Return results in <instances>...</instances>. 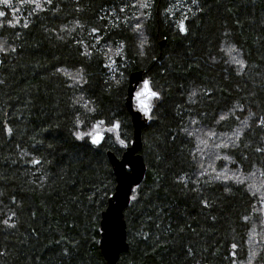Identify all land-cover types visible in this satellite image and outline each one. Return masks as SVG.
<instances>
[{
  "label": "trees",
  "instance_id": "obj_1",
  "mask_svg": "<svg viewBox=\"0 0 264 264\" xmlns=\"http://www.w3.org/2000/svg\"><path fill=\"white\" fill-rule=\"evenodd\" d=\"M144 3H0V264H107L100 220L117 184L107 152L133 141L138 69L147 171L116 264L246 259L264 222V0ZM145 81L159 94L142 100L147 114Z\"/></svg>",
  "mask_w": 264,
  "mask_h": 264
},
{
  "label": "water",
  "instance_id": "obj_2",
  "mask_svg": "<svg viewBox=\"0 0 264 264\" xmlns=\"http://www.w3.org/2000/svg\"><path fill=\"white\" fill-rule=\"evenodd\" d=\"M144 79L143 69L130 73L126 105L134 126L133 141L121 156L116 155L113 150L107 152L117 180L115 191L109 197L108 205L102 211L100 220L102 230L100 249L107 264H116L121 253L129 249L124 211L130 204L134 188L143 181L147 171V165L140 150L143 147L142 130L147 126L148 118L134 106L136 89Z\"/></svg>",
  "mask_w": 264,
  "mask_h": 264
},
{
  "label": "rangeland",
  "instance_id": "obj_3",
  "mask_svg": "<svg viewBox=\"0 0 264 264\" xmlns=\"http://www.w3.org/2000/svg\"><path fill=\"white\" fill-rule=\"evenodd\" d=\"M0 43L3 45L5 44L4 40L0 38ZM80 75V72H74L73 76ZM144 83L141 85L143 86ZM140 86V88H141ZM141 92H138L140 94ZM137 94V92H136ZM146 94L140 96L139 101L145 100ZM250 238H249V251L247 254L246 259L242 264H262L261 262V251L264 242V222L260 226H255L250 231Z\"/></svg>",
  "mask_w": 264,
  "mask_h": 264
},
{
  "label": "snow or ice",
  "instance_id": "obj_4",
  "mask_svg": "<svg viewBox=\"0 0 264 264\" xmlns=\"http://www.w3.org/2000/svg\"><path fill=\"white\" fill-rule=\"evenodd\" d=\"M29 2H32V0H29ZM48 2L50 3L51 0H48ZM194 2H195V0H194ZM0 3H3V4L6 5V6H11V0H0ZM147 6H148V4H147V0H145V3L142 4L141 7H147ZM5 15H6V13H5L4 11H0V17H4ZM17 22H18V21H17ZM13 26H14V25H13ZM24 26L27 27V24H25ZM136 27L138 28L139 26L137 25ZM180 27H181V31H185V28H184V25H183V24H181ZM93 31L95 32L96 30L94 29ZM141 47H143V42H142V44H141ZM14 50H15V49H13V51H14ZM3 51H5V49H4V47H3V44L0 43V52H3ZM233 51H234V49H233ZM234 62L240 64L241 67H243V61H241V60H235ZM144 88H145V90H147V93H145V92H141L140 94H138L137 99H140V96H143V95H145V94H147L149 97H158L159 94H158L157 92L151 91V90L149 89V85H148V82H147V81H145ZM141 103H142V108H143V110H144L145 113L147 114V112H148V105H147L146 103H144L143 101H142ZM222 118H223V117H222ZM101 123H102V122H101ZM260 123H261L262 125H264V117L261 118ZM114 127H115V128H119V124H116ZM110 130H111V129H110ZM83 135H84V134H78V137H77V138H78V139H82V138H83ZM88 135H91V134H88ZM237 136H238V134H237ZM99 142H100V138H98V137H93V139H92V143H94V144H99ZM121 143L123 144V141H121ZM261 150H264V149H258V151H261ZM34 163H39V161H34ZM237 179H239V178L237 177ZM241 182H242V181H241ZM9 219H11V217H9ZM3 223L7 225V224L9 223V220H4ZM10 226H14V225H10ZM235 247H236V245H233V248H235Z\"/></svg>",
  "mask_w": 264,
  "mask_h": 264
}]
</instances>
